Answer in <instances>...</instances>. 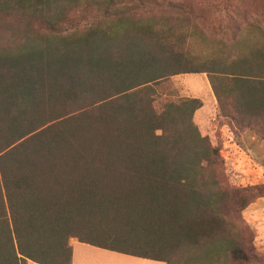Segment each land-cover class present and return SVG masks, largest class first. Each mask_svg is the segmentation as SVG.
Returning a JSON list of instances; mask_svg holds the SVG:
<instances>
[{"label":"trees","instance_id":"trees-1","mask_svg":"<svg viewBox=\"0 0 264 264\" xmlns=\"http://www.w3.org/2000/svg\"><path fill=\"white\" fill-rule=\"evenodd\" d=\"M126 1L0 0V264H71V240L165 264H261L224 235L255 189L224 182L193 122L202 102L162 90L205 74L217 119L264 142V47L124 15L150 3Z\"/></svg>","mask_w":264,"mask_h":264},{"label":"rangeland","instance_id":"rangeland-1","mask_svg":"<svg viewBox=\"0 0 264 264\" xmlns=\"http://www.w3.org/2000/svg\"><path fill=\"white\" fill-rule=\"evenodd\" d=\"M139 5L137 1L127 4L132 10L124 13L123 4L117 12L120 15L165 17L172 23L176 18H189L202 27L210 39L218 38V33H223L220 38L225 42H231L230 38L235 35L247 48L264 47V0H150L144 8ZM247 23L251 26H247ZM220 27L222 32L211 31ZM210 44L197 42L193 51L205 53L212 47ZM162 91L170 94L169 97L196 98L202 102L204 107L196 120L193 115V122L201 136H207L211 144L219 149L224 182L234 190L255 189L249 205L231 216V229H226L224 235L231 233L248 255L264 258V142L261 137L254 131L243 130L233 135L226 125L227 120L217 119L216 101L205 74L173 76L164 84ZM240 196H245L244 192ZM84 264L102 263L91 260L84 261Z\"/></svg>","mask_w":264,"mask_h":264},{"label":"crops","instance_id":"crops-1","mask_svg":"<svg viewBox=\"0 0 264 264\" xmlns=\"http://www.w3.org/2000/svg\"><path fill=\"white\" fill-rule=\"evenodd\" d=\"M202 106L194 114V120L197 114L202 111ZM72 246V262L71 264H84V261L98 260L102 264H165L163 262L141 259L123 254H118L106 250H102L89 245L81 244L75 240L71 241ZM87 263V262H86ZM28 264H35L28 262Z\"/></svg>","mask_w":264,"mask_h":264}]
</instances>
